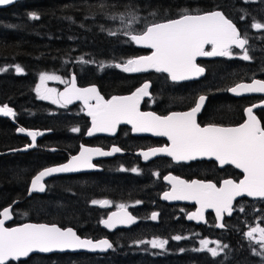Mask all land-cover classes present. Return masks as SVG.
<instances>
[{"label": "trees", "instance_id": "16d2710c", "mask_svg": "<svg viewBox=\"0 0 264 264\" xmlns=\"http://www.w3.org/2000/svg\"><path fill=\"white\" fill-rule=\"evenodd\" d=\"M185 9L200 12L222 10L242 34H247V47L253 59L233 64L219 61L206 72L204 79L178 85L170 84L160 74L131 75L114 67L116 63L147 52L137 49L129 42L128 36L109 35V32H115L119 21H113L112 16L124 14L127 20L128 13L134 12L139 22L133 29L139 32L148 23L178 18ZM30 12H36L40 19L31 20ZM241 15H246V18L241 20ZM252 17L264 22V5H244L242 0H17L0 9V68L8 69L0 72V106L7 104L13 108L18 119L33 116L35 124L32 120L24 124L50 131L45 136L50 140L45 150H32L21 157L20 153L13 154L21 151V146L18 144L17 150L16 146L12 148L10 132L0 127V204L4 207L15 203L12 208L13 226L23 222L56 224L61 228H73L81 238L93 241L107 238L113 243V249L102 256L33 255L23 262L11 264H264V260L252 252L253 248L259 250L258 245L244 235L252 227H264V201L243 199L235 202L233 214L223 221L225 227L221 231L213 228L210 214L205 217V226L185 223L183 216L190 207L167 206L158 201L164 190L160 177L171 173L187 181L210 178L216 183L221 178V171L210 162L173 167L168 160L157 159L143 165L132 154L163 142L131 138L125 128H121L127 138L125 143L120 144L119 139L115 142L125 155L104 161L99 173L50 179L46 182L43 196L26 197L25 191L26 175L30 176L41 166L61 163L64 160L62 153L68 152L67 148L78 142L76 139L66 142L65 137L74 139L71 138L73 136H63L64 126L56 118H46L48 105L35 99L33 90L41 73L59 77H66L68 72L78 76L86 74L106 95L127 94L147 80L151 83L150 93L155 104L150 106L146 102L142 107L161 116L184 111L196 96L206 94L208 98L197 122L201 126H234L242 121V106L228 97L225 89L236 78L241 80L259 75L264 67V56L256 49L264 44V31L256 34V30L250 27ZM122 25L120 23L119 27ZM82 58L94 62L84 64L80 62ZM17 64L24 69L22 74L15 72ZM101 65L105 67L101 68ZM155 77L160 78L163 84H158ZM259 119L264 126V118ZM5 148L12 150L5 151ZM9 154L13 155L5 156ZM13 158L19 161L12 162ZM31 162L36 164L35 170L30 168ZM134 167L138 173L130 171ZM121 168L129 171H120ZM231 175L227 173L226 177ZM93 199H107L111 203L106 209H100L98 205L91 204ZM137 201L141 203L137 204ZM120 204H124L138 222L128 230L106 233L99 227V222ZM241 207L244 211H239ZM153 212L158 213L155 223L148 221ZM175 235L186 239L172 240ZM153 238L167 239L169 243L163 250L134 243ZM201 239L219 241L228 244L229 248L220 257L212 258L206 250H194L200 247ZM209 247H215V244L210 243Z\"/></svg>", "mask_w": 264, "mask_h": 264}, {"label": "snow or ice", "instance_id": "6c2138e0", "mask_svg": "<svg viewBox=\"0 0 264 264\" xmlns=\"http://www.w3.org/2000/svg\"><path fill=\"white\" fill-rule=\"evenodd\" d=\"M17 0H0V6H7L16 3ZM244 5H264V0H242ZM243 11V10H242ZM152 15H155L153 13ZM250 16V13H246ZM246 15H241L244 20ZM31 20H39L40 15L36 12L28 13ZM128 19L121 14L119 17L112 16L111 19L125 24L124 35L129 37V42L151 50V54L135 58H128L122 63H116L114 67L126 73H140L148 70H155L158 73H166L172 82L188 81L201 77L205 68L196 63L197 57H238L243 61H251L253 57L249 54V39L247 34H242L236 23L233 22L222 10L207 12L183 10L182 14L175 19H168L164 22H153L146 24L139 32L127 30L137 21L134 12L128 13ZM71 20V17H67ZM250 27L257 31H264V22L252 17ZM109 35H116L109 32ZM206 46H211L206 50ZM240 50V53L234 52ZM81 63L88 64L94 61L84 60ZM105 65H101V68ZM8 71L0 68V72ZM15 72L22 74L24 69L15 65ZM46 80H60L59 76L40 74L41 84L36 87L39 99H51L52 103L60 104L61 107L72 103L73 99L83 100L88 109L87 115L91 117V127L87 129L86 135L91 137L97 132L115 133L121 123L130 124L133 132H151L155 136L167 137L171 142L170 146L150 148L143 151L141 155L144 161L158 154L171 157L173 161H192L197 158H214L221 167L234 165L243 173V179L236 182L232 179H225L218 187L212 182L201 180L186 181L174 176H165L164 179L172 184V189L163 194L165 200H194L200 207L196 212L188 216L189 220H203L205 209H214L217 221H223L224 214L231 216L234 211L233 202L237 197H254L264 199V126L253 114V107L246 109L247 120L235 127H225L216 124L201 126L197 122V115L205 106L207 95H199L194 100V106L187 111L171 112L168 115H157L154 112H141L140 103L150 96V84L145 82L131 95L117 97L105 101L95 86L88 88H77L75 76L71 79V87L66 88L58 97H52L54 89H43ZM63 82V81H61ZM226 91L236 95L243 92L264 93V80L254 79L251 83H237L230 86ZM95 104H90V100ZM0 114L5 117H15L13 108L7 104L0 107ZM71 132L79 133V127H72ZM20 133H26L31 137V143L25 149L37 146L38 136L43 132L29 131L19 127ZM122 150L113 147L110 151H103L101 148L80 146L78 155H73L67 163L55 167H47L33 179H31L28 195L33 193H44L46 185L45 177H52L58 173H72L83 169H93L97 166L92 163L93 156H111ZM120 171H129L121 168ZM131 172L138 173L137 168H131ZM159 175V173H155ZM107 199L91 201L92 205L102 207L110 205ZM141 203L140 201L136 202ZM120 211L100 221L109 229L117 225L131 226L137 222V218L126 211L124 204L117 206ZM239 211H244L243 207ZM13 217L11 207H5L0 211V264H11L27 258L31 253H49L54 250H77L86 249L90 251H107L113 249V243L108 239L93 241L88 238H81L73 228H61L56 224L26 223L18 227H5V223ZM158 213L153 212L150 219L155 221ZM216 227L224 228V223H217ZM250 242L258 245L253 248V255L264 260V227H252L244 233ZM258 235V238H257ZM172 240L180 241L186 239L181 235L171 237ZM137 245L147 244L152 249H165L169 243L167 239L153 238L151 240L135 241ZM200 247L195 251H207L212 258L220 257L228 244H221L219 241L210 242L206 239L199 241ZM214 243L215 247H209ZM184 251V249H181Z\"/></svg>", "mask_w": 264, "mask_h": 264}, {"label": "flooded vegetation", "instance_id": "af4514ba", "mask_svg": "<svg viewBox=\"0 0 264 264\" xmlns=\"http://www.w3.org/2000/svg\"><path fill=\"white\" fill-rule=\"evenodd\" d=\"M256 32H257L256 33L257 35L260 34V31L256 30ZM254 41H253V43H254ZM256 49H257V53L258 54L260 53L261 55L264 56V44L261 47L256 48ZM206 50H210V47H206ZM234 52L239 53V54L242 55V53H240V51L234 50ZM254 56H255V54H254ZM219 61L225 62L227 64H233V62L241 61V59L239 60L238 57H234L232 59H225L224 57H221V58H216V59H213V60L201 59V60H198L196 63L199 64L201 67L205 68V76H206V72L207 71L209 72V70L211 68H214V64H216ZM240 63H242V62H240ZM49 75H55V74H49ZM56 76H58V75H56ZM71 76H75V78H76V87L77 88H85V87H89V86H95L97 88L99 94L104 98V100H106L108 97H110L112 95H115V94H112V95L103 94L102 90H100L99 87L96 84H93L91 82V80L86 76V74H82V76H78V75H76V74H74L72 72H68L66 77H60L59 82L52 84V86H54L55 89H56L55 95L53 97H57V93L60 90L66 88V87H69L71 85V79H72ZM205 76L202 79H204ZM39 78H40V76L37 78L36 83H37ZM248 79H251V80L252 79L264 80V67L262 68V71H261V73L259 75H256L254 77H246V78H243L241 80L236 78L235 82H232L228 87L234 86L237 83H245V82L248 81ZM61 81H63V82H61ZM226 89H225V94L228 97L238 101L241 104V106H242V109H241L242 121H243V111H244V109H246L248 107H253L254 105H257V104H259V103L264 101V96H262L260 93H243V94H241V97H234V96L230 95L228 93V91H226ZM150 90H151V83H150ZM33 91H35V88H34ZM123 95H125V94H123ZM34 97L39 103H42V104L46 103V104L50 105V103H48V102H43L41 100H38L37 97H36V93L34 94ZM197 98H198V96L195 97V99H197ZM90 102L91 101H89V103ZM90 104H93V103L91 102ZM55 105H56L55 107L50 105L54 109L53 113L51 112L52 108L50 106L47 107L48 108L47 109V115H45V117L50 119V120H52V118H56V121L59 124H62L64 126V131L62 132L63 136H70V135L73 136L71 138H74V139H70L68 137H65V141L66 142L69 143V141H71V140H73V141L75 139L78 140V142L76 141V143L75 142L73 143L71 148H67L68 152L62 153V156H63L64 160L61 163L65 162L68 159V157L74 155L80 149L81 145H83L85 147H97V148H101L103 150H107L110 147H119L115 143L117 139L120 140V144H124L125 143V139H127V138H126L125 133L121 129L123 127H119L117 129L116 135L113 138H109V137H92V138H89V139H84L85 131L87 130V128L89 126L88 119L86 117H84L83 114H82L83 107L85 106V104L83 103V105H84L83 106L82 103L79 100L73 99L72 103L67 104L64 107H61L60 104H55ZM161 106L163 107V105H161ZM192 106H194V101H193V103H192V105L190 107H192ZM0 107H2V106H0ZM190 107H188L185 110H188ZM202 110H201L200 114L202 113ZM253 111H254V115H256L258 119L260 117L264 118V108H256V109H253ZM152 112H154V111H152ZM15 113H16L15 117H10V118H1L0 117V127L4 128L7 132H10L9 133L10 134V138H9L10 145H11L12 148H14L16 146L15 150H17V148H18L17 147L18 144L21 146V148H26V146L30 144V137L26 133H20L18 131V128L20 127V125H22V127H24L25 129H27L29 131L50 132V131L41 129L42 127H40V128L38 127L39 129H36V127H32L31 124L29 125V123L28 124H24L25 121L29 122L30 120H32L34 118L33 116L32 117H28V118L18 119L17 112H15ZM154 113H156V112H154ZM200 114H199V116H200ZM198 117H197V119H198ZM242 121L239 124H241ZM32 122L35 124L36 120H32ZM239 124H237V125H239ZM237 125L226 126V127H235ZM204 126H207V125H204ZM72 127H79L81 129V131L79 133H73L70 130ZM49 134L50 133H46V134L42 135L40 138H37V140H36L37 146L34 147L33 149H29V150L24 151V152L16 151L13 154L20 153L21 157H22L25 154H28L32 150H37L38 152H41V151L45 150V148L47 147V144L50 142V140L47 137H45V136H47ZM68 139H70V140H68ZM4 150L6 151V150H12V149L5 148ZM13 154L5 155V156L7 157V156H10V155H13ZM5 156H3V157H5ZM13 159H15V160H13L12 162H16V160H18L17 158H13ZM104 161H107V160H104ZM104 161H100V160L99 161H95V162H93V164H95L96 166L101 168V165L103 164ZM12 162H11V164L13 165ZM40 163L41 162H39L38 164H40ZM196 163H199V162H196ZM210 163H212L216 167V165L213 162H210ZM189 164L194 165L195 163H189ZM41 165H43V164H41ZM53 165H55V164H53ZM30 166H31L30 168H33V170L36 169V164H33L31 162ZM179 166H181V165H177V167H179ZM44 167L45 166H41L39 169H37L35 172H33L30 176L26 175L25 191H27L28 183H29L30 179L33 177V175L36 174L39 170L43 169ZM224 168H221V169L217 168V170H219V172L221 171L222 174H221V178L218 179L219 181L216 182L215 184L218 185L220 183V181H223L225 179H232L234 181H237V180L240 179V175L235 170L229 169V168L228 169L226 168L224 170ZM223 170H224V174H223ZM227 173H232L231 177H226ZM205 178H209V177L205 176ZM198 180L205 181V182H209V181L212 182L210 180V178L209 179H198ZM212 183H214V182H212ZM43 195H44V193L42 195H31V196H43ZM7 206L8 205L2 207L1 204H0V211L2 209H4L5 207H7ZM12 222L10 224L5 225V227L13 226Z\"/></svg>", "mask_w": 264, "mask_h": 264}, {"label": "water", "instance_id": "95a60500", "mask_svg": "<svg viewBox=\"0 0 264 264\" xmlns=\"http://www.w3.org/2000/svg\"><path fill=\"white\" fill-rule=\"evenodd\" d=\"M9 6H10V5H7V6H0V9H4V8L9 7ZM133 45H134L136 48H138V49H142V50H147V51H149V53H148L147 55L151 54V50H150V49H147V48L142 47V46L135 45L134 43H133ZM210 47H211V46H210ZM235 50H238V49H235ZM238 51H240V50H238ZM213 58H215V57H197V60H199V59H213ZM197 60H196V61H197ZM150 71H154V72H156L155 70H151V69L148 70V71H146V72H150ZM146 72H140V73H146ZM156 73H158V72H156ZM132 74H139V73H132ZM159 74H163V75H165L170 83H176V82H172L171 79L168 78V76H167L166 73H159ZM196 79H198V78H195V79H192V80H196ZM192 80H188V81H192ZM182 82H186V81H182ZM251 82H252V81L247 82V83H251ZM144 83H145V82H144ZM144 83H142V84H141L140 86H138L137 88L141 87ZM179 83H180V82H179ZM69 87H71V85H70ZM69 87H67V88H69ZM87 88H88V87H87ZM137 88H135L134 90H132L129 94H127V95H122V96H129V95H131V94H132ZM65 89H66V88H65ZM65 89L61 90V91L57 94V96H58L60 93H63V92L65 91ZM243 93H250V92H243ZM260 94H261L262 96H264V93H260ZM122 96H117V97H122ZM112 97H114V96H112ZM112 97H110V98L107 99V100H110ZM149 98H150V96L145 97L143 100H145V99H149ZM107 100H106V101H107ZM143 100H142L141 103H140V107H141V104H142ZM79 101H80V102L82 103V105H83V103H84L83 100H79ZM90 101L93 102V104L96 103V101H95L94 99H93V100H90ZM83 106H84V105H83ZM255 106H256V107H253V109H256V108H264V102L259 103V104L255 105ZM188 110H189V109H188ZM87 111H88V109L84 106V107H83V115L89 120V127H88V128H90V127H91V117H89V116L87 115ZM140 111H141V110H140ZM141 112H151V111H141ZM170 113H171V112H170ZM170 113H168V114H170ZM168 114H167V115H168ZM199 114H200V113H199ZM199 114H198V115H199ZM198 115H197V117H198ZM0 117H1V118H10V117H5V116H3L2 114H0ZM244 117H245V119H244V121H243L242 123H244V122L247 120V118H248V117H247L246 110H245V112H244ZM242 123H241V124H242ZM119 126L126 127V128L129 130V134H130L131 137H147V138H152V139H160V140H162V141L164 142V144H163L162 146H160V147L170 146V144H171V142L167 139V137L155 136V135H153L151 132H133V131H132V126H131L130 124L121 123V124H119V125L117 126V128H118ZM238 126H239V125H238ZM117 128H116L115 133L97 132V133H95V134H94L93 136H91V137L87 136V135H86V132H85L84 138L87 139V138H92V137H97V136H104V137L112 138V137H114V135L116 134V132H117ZM43 133L46 134V133H49V132H43ZM40 137H41V136H38L37 138H40ZM30 143H31V137H30ZM112 148H113V147H110L109 149H107V150H103V151H110ZM151 148H158V147H151ZM23 149H25V148H22L21 151L19 150V152H24V151H27V150H29V149H33V148H28L27 150H23ZM148 149H150V148H148ZM148 149L135 151V152L132 154V156L138 158L139 161H140V163H142V164L147 163V162H150V161H153V160H155V159L163 158V159H167V160H169L173 165H180V164H184V165H186V164H188V163H192V162H200V161H204V162H213V163L216 165V167H217L218 169H221V168H222V167L219 165L218 161H216L214 158H208V157L197 158L196 160H192V161H180V162H176V161H173L171 157H168V156H166V155H164V154H158V155L155 156V157H151L148 161H144L143 156L141 155V153H142L143 151H147ZM79 151H80V150H79ZM79 151L76 153V155L79 154ZM124 155H125V153L121 151V152H119V153H114V154L111 155V156H93V158H92V163H93L94 161H99V160H109V159H112V158H114V157H122V156H124ZM69 159H71V157H69V158H68L64 163H62V164L67 163ZM62 164L53 165V166H49V167L60 166V165H62ZM225 166H230L233 170H235L238 174H240V179H243V173H242V171H241L240 169H236L234 165H225ZM225 166H223V167H225ZM46 168H47V167H46ZM43 169H45V168H43ZM43 169H41V170H43ZM41 170H40V171H41ZM99 171H101V169H100L99 167H96V168H93V169H83V170H81V171H78V172H72V173H58V174H53L52 177H45L44 182H46L47 180H49V179H51V178H54V177H59V176H71V175L84 174V173H90V172H99ZM38 173H39V171H38L35 175H37ZM35 175H34L31 179H33V178L35 177ZM165 176H173V175H171V174H165L164 176L161 177V183H162L164 186L167 187V190L163 191V192L158 196V201H159L160 203H163V204H166V205H184V206L192 207L193 209H192L191 211H189V212L184 216V221H185L186 223H191V224H193L194 226H204V225H205V216H206V214H210V215L212 216L213 220H214V228H215L216 230H218V231H219V230H222V228H218V227H216V224H217V223H222L223 221H217V219H216V214H215V210H214V209H205V210H204V219H203V220H196V219L189 220V219H188V216H189L190 214H192V213H194V212L197 211V209L200 207L199 204H197L194 200H165V199H163V194H164L165 192H169V191H171V189H172V184H171L168 180H165V179H164ZM174 177H176V176H174ZM178 178H179V177H178ZM31 179H30V181H29V183H28V187H27V191H26V197H29V195H28V189H29V187H30ZM179 179H182V178H179ZM240 179H239V180H240ZM182 180H184V179H182ZM193 180H195V179H193ZM239 180H237L236 182H239ZM190 181H192V180H189V182H190ZM223 181H224V180H223ZM223 181H221L217 186L219 187V186L222 184ZM42 194H43V193H33L32 195H42ZM241 199H246V200H249V201H254V200H255V201H264V199L244 196V197H237L236 200L233 202V204H234L236 201H239V200H241ZM14 205H15V203H13L11 206H8V207H11V209H12V207H13ZM99 207L102 208V209H103V208H106V206L102 207V206H100V205H99ZM2 210H3V209H2ZM2 210H1V211H2ZM118 211H120V210H119V209H116V210H113V211L109 212V213L106 215V217H105L104 219H107V217H108L109 215H111L113 212H118ZM126 211H128V210L126 209ZM128 212H129V211H128ZM129 213H130V212H129ZM130 214H131V213H130ZM150 217H151V215H150ZM150 217H149V221H150V222H155V221L151 220ZM229 217H230V216H228L227 214H224V219H228ZM104 219H103V220H104ZM224 219H223V220H224ZM12 220H13V217H12L11 220L6 221L5 225H7V224H9L10 222H12ZM101 221H102V220H101ZM27 223H29V222H27ZM23 224H26V223H22V224H19V225H16V226H12V227H18V226H21V225H23ZM136 224H137V222H136L135 224H132L131 226L117 225L115 228H113V229H109V228L105 227L101 222H99V227H100L101 229H103L106 233H113V232H115L116 230H126V229H129V228H131L132 226H134V225H136ZM49 225H51V224H49ZM101 239H105V238H101ZM106 239H107V238H106ZM98 240H100V239H98ZM94 241H97V240H94ZM108 252H109V250L104 251V252H101V251H99V250H97V251H90V250H86V249H77V250H70V249H68V250H64V251L54 250V251L49 252V253L34 252V253H31V254L29 255V257H30V256H33V255L48 256V255H52V254H90V255H98V256H102V255H106ZM29 257H27V258H22L21 261H19V262H23V261H25L26 259H28ZM11 263H17V262H11Z\"/></svg>", "mask_w": 264, "mask_h": 264}, {"label": "rangeland", "instance_id": "374dc122", "mask_svg": "<svg viewBox=\"0 0 264 264\" xmlns=\"http://www.w3.org/2000/svg\"><path fill=\"white\" fill-rule=\"evenodd\" d=\"M138 22H139V19H137V21L131 25V28L130 29H127V30L131 31L134 28V25L136 23H138ZM120 23H121L120 21H117L116 22V24H117L118 27L115 29V33L120 34V35H123V36H126V35H124V32L126 30V26H125V24H123L121 27H119L120 26ZM155 80H156V82H158V84H163L162 83V80L160 78L155 77ZM57 82H59V80H46L44 82V84H43L42 90L43 89H54L56 91L55 87L52 86V84L57 83ZM40 84H41V81H40V78H39L38 81H37V83L35 84V87H34L35 88L34 94L36 93V87L38 85H40ZM203 89L204 88H200V90H203ZM55 91L53 93H51V96L52 97L55 95ZM36 97H37L38 100H41L37 96V93H36ZM41 101L48 102V103H50L52 105H55L54 103H52V100L51 99H46V100H41ZM154 104H155V101L154 100L149 101V105L150 106H153ZM257 238H258V235H257Z\"/></svg>", "mask_w": 264, "mask_h": 264}, {"label": "bare ground", "instance_id": "6f19581e", "mask_svg": "<svg viewBox=\"0 0 264 264\" xmlns=\"http://www.w3.org/2000/svg\"><path fill=\"white\" fill-rule=\"evenodd\" d=\"M91 103V102H90Z\"/></svg>", "mask_w": 264, "mask_h": 264}]
</instances>
